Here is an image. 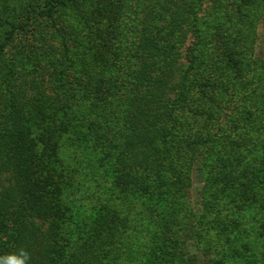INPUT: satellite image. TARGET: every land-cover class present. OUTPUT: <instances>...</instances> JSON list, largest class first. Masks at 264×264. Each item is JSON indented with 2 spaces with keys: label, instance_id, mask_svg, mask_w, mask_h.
Wrapping results in <instances>:
<instances>
[{
  "label": "trees",
  "instance_id": "16d2710c",
  "mask_svg": "<svg viewBox=\"0 0 264 264\" xmlns=\"http://www.w3.org/2000/svg\"><path fill=\"white\" fill-rule=\"evenodd\" d=\"M50 1L38 8L49 7L58 24L74 6L88 29L101 19L108 27L104 34L90 30L93 37L82 38L85 45L77 50L59 28V46L65 48L60 57L52 53L51 28H24L21 45L12 37L14 48L0 41V256L24 248L29 264H144L146 253L135 260L132 249L149 236L155 247L146 249L148 264H184L179 238L170 234L194 223L187 210L196 165L207 173L203 188L223 194L212 211L229 218L232 229L239 225L234 212L259 201L262 187L254 177L261 161L251 153L253 136L239 139L214 118L217 108L224 112L225 97L234 96L235 80L244 79L234 59L238 43L206 52L197 34L196 46L184 53L183 35H163L173 32L175 21L159 33L160 27L144 20L135 51L123 56L115 38L123 34L117 0ZM196 1L156 0L154 13L174 4L176 14L178 2L199 8ZM105 63L113 72L127 66L124 77L111 72L122 84L109 91L102 86ZM70 151L85 155L86 166L67 161ZM83 186H92L93 194L82 196ZM139 201L142 210L155 204L141 231L140 217H132ZM154 229L160 237L150 235ZM169 237L173 256L167 253Z\"/></svg>",
  "mask_w": 264,
  "mask_h": 264
},
{
  "label": "rangeland",
  "instance_id": "374dc122",
  "mask_svg": "<svg viewBox=\"0 0 264 264\" xmlns=\"http://www.w3.org/2000/svg\"><path fill=\"white\" fill-rule=\"evenodd\" d=\"M55 1L51 0L50 4H56ZM46 2L47 0H0V41H4V44H12V37L17 35L18 40L14 37L13 42L16 41L21 45L20 35L24 28L35 30V26L42 27L39 31L51 28L52 37H50V40L54 44L52 53L56 57H60L59 50L65 51V48L59 46L62 45L61 37H57L59 28H63L62 33L64 32V35L69 38L68 41L72 49L76 48L77 50L81 45L83 49V45H85V42L83 44L81 42L82 38L90 39L93 37L90 30L98 29L101 34H104V30L108 27L106 20L101 19L100 24L88 29V25L82 22V14L74 6L73 8L68 6L65 9L67 11L63 16L65 23L58 24L59 20L54 19L55 15L48 13L49 7L45 10L41 7L38 8ZM116 2L119 5L116 15L117 22L120 24L123 34L115 38L118 50L123 52V56L135 51L133 48L134 40L138 43L136 39L138 33L136 31L140 28L138 25L145 22L144 20L160 27L159 33L169 29L166 25L167 22L170 23L169 20L175 21L176 26L173 32L169 29V32L163 35L169 36L171 33L183 35L184 38H182L180 45L184 53L188 52L189 47L196 46L197 34L201 36L200 50L206 52L209 49L213 50L214 53H220L224 51L226 46L232 48L234 44L238 43L239 46L234 49L236 53L234 59L238 60V67H240L244 79L238 78V80H235V87L230 89L231 93L234 92V96L225 97V101L221 105L224 112L219 114L221 107L217 108L215 110L217 116L214 118H219V123L224 128L230 126V132L239 139L244 133L243 136H253L251 142L254 141V143L251 145V153L257 155L261 161L260 164L258 162L256 165V169H260V171L254 177L262 187L259 191V201L234 212L235 220L238 221L239 225L237 228L232 229L229 218L225 219L226 222H223L224 217L218 218L216 213L212 211L216 197L223 194H219L218 191L215 194L216 187L211 190L203 188L207 173L200 171L198 165H196L192 174V187L188 195L192 209L187 210L188 214L191 213L190 211L194 214V223L190 227L182 228L180 231L177 229L175 233L170 235L179 238L177 244L181 247L178 252L182 251V255L185 256L184 264H263L264 262L260 260L264 259V207L260 204H264V159L262 160L260 157L264 156V0H200L199 4L201 6L198 8L195 5V8L192 9H188L187 4H183V2L179 4L178 2L179 6L176 14L173 13V11H176L174 4H169L165 7V10L163 9L162 15L154 13V10L160 6H157L156 0H117ZM22 15H24L23 20ZM34 18L38 21L33 22ZM39 18L43 19L39 20ZM46 21H48V25L45 27L43 24ZM195 23L198 27L202 25L203 30L201 32H198ZM71 26H73V30L70 28ZM176 30L179 31L176 32ZM71 31L72 33H70ZM34 39L40 40L39 36H35ZM172 41L176 42L174 36ZM13 44L11 47L14 48L15 45ZM55 46H58V49ZM127 59V63H131L130 60L132 61V59L128 57ZM225 62L229 70V64L226 60ZM66 64L69 65L70 62L67 61ZM102 66V69L106 70L102 81L104 90L109 91L111 88L114 89V86H121L122 81L119 78L120 76L124 77L122 71H126L127 66L121 65L119 68H115L114 72L110 71L114 68L113 66L110 68L106 63ZM111 72L115 76L119 75V78L112 77ZM80 93L82 95V92ZM204 118L205 116H203ZM254 118L258 119V122L252 123L251 121ZM82 155V153L79 155L77 153V156H73L72 152L70 156L65 153L64 158H67V161H72L75 165L77 164L82 169V166H86V161H84L86 157ZM155 183L157 182L155 181ZM87 188L90 187L83 186L82 190L85 193L82 192V196L93 194L92 189L94 188L91 186L89 191H87ZM203 191L210 194L209 198L203 197ZM141 204L142 202L139 201L134 204L135 208L132 209V214H134L132 217H140L139 224H136L139 230L148 225V220L153 219L151 212L152 208H155L154 202L149 204L147 209L143 208V210L140 208L142 207ZM155 213L157 214L158 211L156 210ZM146 215H148L147 218ZM150 233V235L155 234L156 237H160L155 229L151 230ZM173 237L166 240L167 244L172 243L167 248V253L170 256L174 255V250H169V248L174 249L175 246V241L171 242ZM143 240L145 247L140 243V240H136V245L139 247L133 245L131 257L137 260L140 253L145 252L147 254L143 256L145 262H142L148 264L150 253L149 251L147 253L146 249H153L155 246L150 244L152 239L150 240L149 236L147 238L143 237ZM160 241L162 242V240ZM138 262L140 261H134L133 264H138Z\"/></svg>",
  "mask_w": 264,
  "mask_h": 264
},
{
  "label": "clouds",
  "instance_id": "9594fccd",
  "mask_svg": "<svg viewBox=\"0 0 264 264\" xmlns=\"http://www.w3.org/2000/svg\"><path fill=\"white\" fill-rule=\"evenodd\" d=\"M30 253L20 248L17 252L8 253L0 256V264H29Z\"/></svg>",
  "mask_w": 264,
  "mask_h": 264
}]
</instances>
